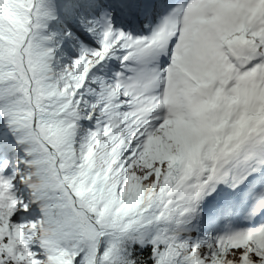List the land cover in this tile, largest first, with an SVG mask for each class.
Masks as SVG:
<instances>
[{
	"label": "snow or ice",
	"instance_id": "obj_1",
	"mask_svg": "<svg viewBox=\"0 0 264 264\" xmlns=\"http://www.w3.org/2000/svg\"><path fill=\"white\" fill-rule=\"evenodd\" d=\"M0 264H264V0H0Z\"/></svg>",
	"mask_w": 264,
	"mask_h": 264
}]
</instances>
